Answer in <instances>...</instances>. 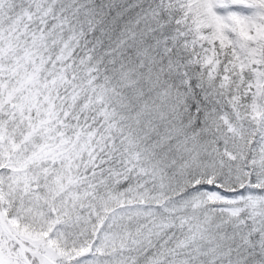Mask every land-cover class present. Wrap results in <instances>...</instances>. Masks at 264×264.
Masks as SVG:
<instances>
[{
	"label": "snow or ice",
	"instance_id": "1",
	"mask_svg": "<svg viewBox=\"0 0 264 264\" xmlns=\"http://www.w3.org/2000/svg\"><path fill=\"white\" fill-rule=\"evenodd\" d=\"M0 264H264V0H0Z\"/></svg>",
	"mask_w": 264,
	"mask_h": 264
}]
</instances>
